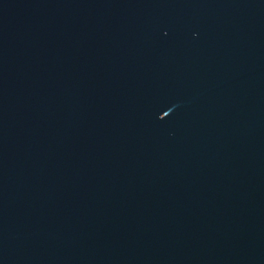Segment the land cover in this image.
I'll return each mask as SVG.
<instances>
[{
    "label": "water",
    "instance_id": "obj_1",
    "mask_svg": "<svg viewBox=\"0 0 264 264\" xmlns=\"http://www.w3.org/2000/svg\"><path fill=\"white\" fill-rule=\"evenodd\" d=\"M0 264H264V0H0Z\"/></svg>",
    "mask_w": 264,
    "mask_h": 264
}]
</instances>
